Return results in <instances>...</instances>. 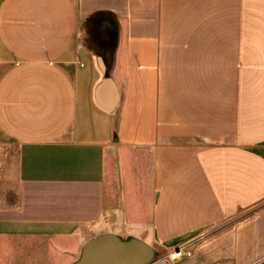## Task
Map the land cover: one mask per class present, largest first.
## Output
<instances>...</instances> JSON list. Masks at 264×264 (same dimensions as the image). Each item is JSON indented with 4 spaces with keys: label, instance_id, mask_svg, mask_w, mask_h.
<instances>
[{
    "label": "crops",
    "instance_id": "0c3cea01",
    "mask_svg": "<svg viewBox=\"0 0 264 264\" xmlns=\"http://www.w3.org/2000/svg\"><path fill=\"white\" fill-rule=\"evenodd\" d=\"M0 159L1 260L264 264V0H0Z\"/></svg>",
    "mask_w": 264,
    "mask_h": 264
},
{
    "label": "rangeland",
    "instance_id": "374dc122",
    "mask_svg": "<svg viewBox=\"0 0 264 264\" xmlns=\"http://www.w3.org/2000/svg\"><path fill=\"white\" fill-rule=\"evenodd\" d=\"M2 154V153H1ZM9 161L7 162V160L5 161L6 167L9 165V168L14 166V156H15V149L12 148L9 150ZM1 162H3V159H0V165ZM10 174V172H8V175ZM7 173L5 171L1 172V167H0V189L4 188V185L6 184V177ZM20 242L16 241L15 244L13 245L14 249L12 253H5V257L4 260L0 259V264H31L32 262H30L28 256H24L22 257L19 250H20ZM33 256V255H32Z\"/></svg>",
    "mask_w": 264,
    "mask_h": 264
},
{
    "label": "water",
    "instance_id": "95a60500",
    "mask_svg": "<svg viewBox=\"0 0 264 264\" xmlns=\"http://www.w3.org/2000/svg\"><path fill=\"white\" fill-rule=\"evenodd\" d=\"M106 240H115V239L111 238L110 236H100L95 240H93L86 248L84 260L79 264H95L93 262L94 261L93 259L95 258L96 255H99V249L109 246L105 242ZM114 245H115L114 247H120V249L122 248L120 245H116L115 241H114ZM138 264H150L148 257L146 255L144 256L141 254L140 261ZM153 264H159V263H153Z\"/></svg>",
    "mask_w": 264,
    "mask_h": 264
},
{
    "label": "built area",
    "instance_id": "2783aa9c",
    "mask_svg": "<svg viewBox=\"0 0 264 264\" xmlns=\"http://www.w3.org/2000/svg\"><path fill=\"white\" fill-rule=\"evenodd\" d=\"M183 254H187V255H190L191 252L190 251H186L184 247H179L175 250H173L171 253H168V256L170 258H176V257H179Z\"/></svg>",
    "mask_w": 264,
    "mask_h": 264
}]
</instances>
